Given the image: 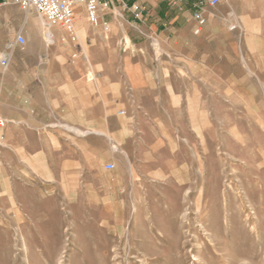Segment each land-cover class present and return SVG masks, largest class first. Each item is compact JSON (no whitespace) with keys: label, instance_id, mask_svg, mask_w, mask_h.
<instances>
[{"label":"rangeland","instance_id":"1","mask_svg":"<svg viewBox=\"0 0 264 264\" xmlns=\"http://www.w3.org/2000/svg\"><path fill=\"white\" fill-rule=\"evenodd\" d=\"M25 14L33 49L0 66V264H264V64L224 34L167 49L136 32L123 50L114 28L64 32V57L141 58L148 72L118 96L112 75L94 83L118 66L91 65V109L106 112L83 134L63 120L37 133V55L55 45Z\"/></svg>","mask_w":264,"mask_h":264},{"label":"crops","instance_id":"2","mask_svg":"<svg viewBox=\"0 0 264 264\" xmlns=\"http://www.w3.org/2000/svg\"><path fill=\"white\" fill-rule=\"evenodd\" d=\"M129 5L137 2L143 7L142 18H134L129 10H122L116 5L119 17H113L111 29H116L119 34L131 38L136 32L145 37L154 38L161 34V43L164 48H189L199 41L218 40L223 34L231 46L239 48L246 64H264V0H221L216 6H210L209 0H126ZM9 0H0V25L5 24L8 40L2 49L7 50V43L14 40L18 34L27 38L25 48L17 46L15 51L30 52L33 48L29 42L26 29V14L24 10L9 8ZM5 5V6H2ZM198 5V6H196ZM200 9L206 18V23L199 33H195L197 21L193 17L195 10ZM37 14V13H36ZM14 17L18 18L17 24L10 26ZM75 26L77 32L86 37L92 26L83 12L82 16L76 14ZM37 31L42 32L46 43V29L37 24ZM68 33L60 25L52 26L51 33L55 38V49H50L49 55H37V133L51 129L55 122L63 120L76 130L90 127L91 113H105V110L91 109V79L90 66H104L113 64V74H100L95 80L98 89H105L106 79L112 75L110 84L118 91L114 95L121 96L122 89L130 82L133 90L143 85L135 84L136 80H143L145 72L142 68L141 58H102L91 60L89 56L64 57L70 47V40L65 37ZM26 33V34H25ZM133 43L132 49L135 50ZM85 51L83 50V53ZM34 59V58H33ZM32 59V60H33ZM11 60V59H10ZM25 60L23 64L28 68L36 65V59ZM1 66V64H0ZM93 69V70H94ZM261 72V69H258ZM107 75V76H106ZM96 103L94 102V105ZM80 128V129H79ZM123 123L120 122L114 134L122 135ZM82 131V130H81ZM89 131V130H88ZM86 132V131H84ZM93 133L105 134L100 130ZM122 144V142H120Z\"/></svg>","mask_w":264,"mask_h":264},{"label":"built area","instance_id":"3","mask_svg":"<svg viewBox=\"0 0 264 264\" xmlns=\"http://www.w3.org/2000/svg\"><path fill=\"white\" fill-rule=\"evenodd\" d=\"M18 5L24 11L34 10L43 20L46 28L60 25L71 35L75 40L77 38L75 32L76 8L82 6L88 22L94 26H101L104 31H111V21L113 17L121 16L119 11H116V5H120L122 10H129L134 14V18H142L143 7L137 2L129 5L126 0H9ZM182 1V0H179ZM221 0H209L210 6H216ZM198 6V5H196ZM194 19L197 21L195 33H199L201 28L206 23V18L203 16L200 9L193 13ZM27 38L23 34H18L14 40L7 43V50L0 53L1 67L6 69L10 64L12 52L17 46L25 48ZM119 45L123 50L132 49L133 43L130 37L122 35L119 39ZM125 110H120L119 114H125ZM6 120L0 116V126H4ZM107 170L115 169L116 165L113 162L106 164Z\"/></svg>","mask_w":264,"mask_h":264},{"label":"bare ground","instance_id":"4","mask_svg":"<svg viewBox=\"0 0 264 264\" xmlns=\"http://www.w3.org/2000/svg\"><path fill=\"white\" fill-rule=\"evenodd\" d=\"M41 20H42V18H41ZM42 22H43V20H42ZM43 24H44V22H43ZM45 28H46V26H45ZM75 32H76V35H77L76 27H75ZM45 37H46V40L48 41L47 42L48 44H53L55 42V38H54L53 34L51 33V28H46ZM78 133L83 134L84 132H82L81 130H78Z\"/></svg>","mask_w":264,"mask_h":264}]
</instances>
